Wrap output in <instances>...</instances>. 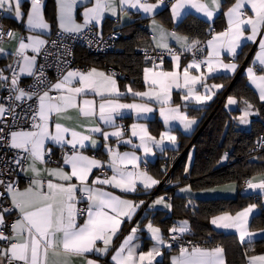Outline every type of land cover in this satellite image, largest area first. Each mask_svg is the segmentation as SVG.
I'll use <instances>...</instances> for the list:
<instances>
[{"label":"snow or ice","instance_id":"6c2138e0","mask_svg":"<svg viewBox=\"0 0 264 264\" xmlns=\"http://www.w3.org/2000/svg\"><path fill=\"white\" fill-rule=\"evenodd\" d=\"M24 0H0V12L12 15L13 18L27 19L26 27L29 32L41 30V34L20 35L18 47L12 55L16 58L13 64L0 68V89L7 90L8 95L0 98V148L14 151L11 161L22 171L30 174L28 185L22 190L15 181L5 184L0 180V186L11 201L10 208H0V242L6 247H0V264H72L76 258L84 259L85 264H99L97 260L88 259V254H99L109 257L113 264H159L157 257L162 256L161 246L166 241L161 229L149 222L146 228L153 245L148 251L141 250L138 232L141 231L139 222L131 227L118 247H114V240L122 231V225L131 221L144 201L139 203L124 199L113 191L103 186L119 189L123 193H135L142 186L147 191L159 184L147 171L140 169V157L136 152H120L106 145L108 153L107 164L84 155L80 149L90 142L93 146L97 141L93 133H100L104 140L116 137L117 143L132 144L134 148H143L145 153L152 152V145L160 147L165 141L175 142L176 137L165 131L160 139L152 136L146 125L133 123L130 126L131 137H138L139 144H133L131 138L123 140L125 129L117 125L118 117L123 118L125 110L135 113L137 118H143L152 113L154 108L150 105L158 103L159 114L165 124L179 121L185 129L196 123L195 118H190L182 111L181 105L172 106V90L185 89L182 100L194 101L202 105L212 100L215 92L223 85L209 86L206 80L211 74L220 70L235 72L236 63H224L221 59L222 52H228L233 57L244 46V41L258 43L259 51L255 55L254 63H258L259 70L264 71V0H233L227 11L226 27L211 35L206 41V46L201 47V41L169 32L162 25L153 23V39L156 48L168 53L173 61L172 70H164L163 57L157 60L146 57L152 64L145 67L144 81L147 86L145 91H133L127 88V93L140 98L141 102L122 103L121 93L115 74H108L96 68L81 70H68L60 75L53 83L45 73L46 65H38V56L45 59L52 56L46 49L51 43L59 49L62 45L58 42L64 33L79 34L84 29L99 26L105 14L117 15L123 13L127 16L128 9L151 14L158 9L164 0L149 3L148 0H88L91 6L83 8V22L78 23L74 13L84 0H57L58 4V40L49 41L42 39L41 35L50 31V24L43 14V0H28L29 10L22 11ZM224 0H174L171 3V13L175 20H180L185 15V10L194 9L195 12L211 19L222 10ZM249 11L252 13L249 15ZM247 33V35H246ZM7 35L17 39V34L9 29L4 30L0 25V40ZM169 39L175 40L181 47V52H176L169 46ZM31 49L33 55L28 54ZM7 50L0 47V54ZM191 52L193 59L181 67V55ZM206 52L201 59L198 53ZM67 54L64 48L62 55ZM55 66L67 65L61 56H54ZM206 68V72L202 71ZM8 75H5V72ZM247 76L259 92V99L264 101V75H257L253 67L247 68ZM196 74H193V73ZM33 78V84L28 89L21 87V77ZM197 86L204 88V94L197 90ZM52 93H56L53 95ZM89 94L96 99H87ZM28 101H35V106ZM20 102V103H18ZM236 98L229 96L227 105L237 104ZM245 107L242 114L237 117L241 124H248V117L253 114V106L243 102ZM19 109V111H18ZM70 111H75L78 116L86 121L99 120L104 125L114 128V131H103L99 126L88 127L77 125L68 127L62 120H71ZM82 128L83 131L77 130ZM87 133V134H86ZM70 149L65 152L62 164L58 168H47L46 157L51 156L48 144ZM28 162V167H22L23 162ZM107 167L111 175L100 176L89 182V177L94 169ZM67 168L68 170H65ZM258 179V182H254ZM75 180V183L73 181ZM247 190L259 191L264 194V176L253 177L246 181ZM189 189H181L187 191ZM84 204L85 207H79ZM164 205V197H159L153 204ZM256 204H249L235 214L224 212L211 219L217 229L225 232L234 230L238 233L241 243H251L253 238H264V230L259 233L249 230V221L254 217ZM15 211L17 217L10 225L5 220L6 214ZM82 221V222H81ZM8 228V234L4 229ZM190 231L187 221L179 226L169 229L173 233L172 239L179 240L182 235ZM167 247H172L167 244ZM248 264H264V254L247 257ZM170 264H226L224 248H205L188 243L180 246L177 253L170 258Z\"/></svg>","mask_w":264,"mask_h":264},{"label":"trees","instance_id":"16d2710c","mask_svg":"<svg viewBox=\"0 0 264 264\" xmlns=\"http://www.w3.org/2000/svg\"><path fill=\"white\" fill-rule=\"evenodd\" d=\"M232 1L227 0L226 4ZM162 5L163 9L160 12L162 18L169 20L164 13L169 10L170 3ZM48 12L55 32L58 29L56 16L51 11ZM224 19L223 12L213 23L194 14H188L175 27L190 39L205 43L212 34L225 28ZM170 25L173 23L170 22ZM112 29H120L123 33L116 43V47L121 50L119 53L91 55L80 46L77 49V61L85 66L90 65L88 61L90 59L114 63L125 70L137 86L142 85L143 69L152 65L137 52L141 47H153L147 19L136 16L132 23L123 26H116L114 21L108 20L104 33ZM242 54L244 62L249 53L244 51ZM245 80V73L242 72L231 86L229 93L236 96L240 103L243 104L246 100L254 106L256 114L250 129L240 127L237 117L242 111L241 108L230 111L226 108V101L219 103L221 98H218L210 106L202 109L191 108L193 114L201 116L199 134L186 138L182 142L180 153L174 151L173 155L160 156L150 166L162 181L158 194L167 196L172 203V211L169 214H165L166 211H159L162 214H156L154 222L163 228L168 238L169 229L178 226L180 219L187 218L192 229L184 234L208 238L211 245L222 244L226 250L228 264H245L248 256L263 253L264 238L252 240L251 243H241L237 234L215 230L210 219L222 212L235 213L243 209L255 199L254 193L249 195L247 191L240 189L235 197L203 199L182 196L178 191L186 186L200 190L228 182H238L241 187L244 180H249L256 173L264 172V149L252 151L258 135L264 132V101L259 99L257 92ZM194 137V160L188 174L186 171L188 152L182 155L181 153ZM164 164L167 165L165 170L162 169ZM251 229L254 231L264 229V206L252 219ZM172 245L177 249L173 243Z\"/></svg>","mask_w":264,"mask_h":264},{"label":"crops","instance_id":"0c3cea01","mask_svg":"<svg viewBox=\"0 0 264 264\" xmlns=\"http://www.w3.org/2000/svg\"><path fill=\"white\" fill-rule=\"evenodd\" d=\"M226 1L227 0H224V2L222 4V10L217 12V14L211 19L203 16V14L195 12L194 9H187V10H185V15L182 19L175 20L172 16V13H171V3H173L174 0H171L169 10L165 11V13H164L166 15V17L169 18V20H164V18H162V13H160V12L163 9V5H161L158 9H156L151 14H144L143 12H137L136 9H128L129 14L127 16H125L123 13H118L117 15L105 14L104 18L102 19L100 25L97 26V28L101 33H104L106 22L108 20L114 21L116 26L117 25L123 26V25H128V24L132 23L136 16H141V17L147 19V23H148V26H149L150 31H151L150 40H151L153 47H156L155 41L153 39L154 34H153V27H152L154 22L158 25H162L169 32L174 31V32H177L179 35L189 37L188 35L178 31L176 29L175 25L177 23H179L181 20H183L188 14H194L196 16H199V17L213 23L216 21L218 15L222 12L223 13L226 12L227 8L230 7L232 2H233L232 1V2L226 4ZM148 2L149 3H157V0H148ZM43 5H44L43 14H44L45 20L50 24L51 28H50L49 32L43 33L41 35V38L48 40L50 35L54 32V26L52 25L53 23L51 21V17H50L48 10L51 11V13H54V15L56 16V18H55L56 24H57L56 26L58 28V19H57L58 4H57V0H43ZM85 6H89V7L91 6V4L88 3V0H84L83 5L78 6L76 12L74 13L78 23L83 22L82 12H83V8ZM29 7H30V5L28 3V0H24V2L22 3V11L26 13L29 10ZM248 14L251 15L252 13L249 11ZM224 18H225L224 20L226 23V17L224 16ZM1 21H6V22L10 23V25L13 27V31L17 34V39L10 38V40H8V41L0 40V47H3L7 50L4 54H0V63H1L0 68H4L6 65L11 63V58L13 56L12 53L18 47V37L20 35L27 36V35H31V34H41V30L37 29V30H34V32H29L27 27H26V23H27L26 16L22 20H18V19L13 18L12 15H9V14L4 13V12H0V22ZM170 22H172L173 25H170ZM217 32H219V31H217ZM246 35H247V33H246ZM168 43H169L170 47H176V48L181 49L180 45L175 40L169 39ZM205 46H206V42H205ZM28 50L32 52L31 49H28ZM244 51L245 52L248 51L249 54H248V57L246 58V60L243 62V56L244 55L242 53ZM257 51H259L258 43H253L250 41H244V46L238 50V54L235 57H233L228 52H222L221 59L224 61V63H236L238 65V67H237L235 72L225 71L222 69L219 72L211 74L208 77V79L206 80V83L209 86L223 85V88H221L219 90L213 89V91L215 92V95H213L212 100L207 101L202 105H197L194 101H189V102H187V106L185 107L184 105L186 104V102L182 100V96L185 94L186 90L173 88V90H172V106L181 105L182 111L186 112L190 118L196 119V123L193 124L188 129H185L183 127V125L179 123V121H172L168 124H165L163 117H161L159 114L160 105L158 103H152L150 106L154 108V111L152 113L147 114L143 118H137L134 112L125 110L123 118L118 117L116 120V124L123 126V128L125 129V134H124L122 139L127 140V139L131 138L133 141V144H135V145H138L140 142H139L138 137H131L130 126L133 123H139V124L146 125L149 133L152 136L156 137L157 140L160 139L161 133L167 131L171 135H174L176 137V140L174 143L169 142V141H165L160 147H156L155 145H152V149H153L152 152L151 153H145L143 151V148H134L132 144H126V143H119L118 144L116 137H109V139L107 141H105L103 136L100 133H93L92 134L93 139H95L97 141L96 145L93 146L90 142H86V146L84 148L80 149V151H82L84 155H87L89 157H94L95 159L100 160V161L104 162L105 164H107V161L109 159L108 153L106 150V145L108 147L113 148V149L118 148L120 152H133L134 151V152H136L137 156L140 157V169L143 171H147L149 175H151L153 178L160 181L159 184H157L153 188L149 189L146 194L142 190V186H138L140 188V190H138L135 193H123L119 189H113L110 186H103L107 190L113 191L116 195H120L124 199H129V200H132V201L137 202V203H139V201H141V200L144 201V204L139 209H137V212L133 216L132 220L127 221V222H125L124 225H122V231L120 232L119 236L114 240V247H118L119 244L121 243V241L123 240V238L126 235H128L130 228L136 226V223L139 222L141 231L138 232V234H137L139 237V240L137 242L140 244L141 250L148 251L149 248L153 245L154 241L151 240L150 235L148 234V232L144 226L147 225L149 222H152V224L155 227H158L161 229V232H162V234L165 238V241H166L165 245L161 246V251L163 254H162V256L157 257V261L159 262V264H170V258L173 255H175L178 250L175 249L174 246L172 245V242H170L168 240L166 234L164 233L163 228L159 224L154 222V216L156 214L161 215L162 213L159 211H166L165 214H169L172 211V203L167 198V196L158 194V188L162 185V181L150 169V166H152V163L156 162V160L160 156L173 155V154H175V153H173L174 151H176V152L178 151V153H180L179 150L181 148L182 142H184L185 139L190 137V136H193V135L197 136L199 134V131H200L199 126H200L201 116L193 114L191 108L202 109L204 107L210 106L216 99L221 98L219 103H221L223 100H225L226 101V104H225L226 108L230 111L236 110L238 108H241V110L244 109V107H245L244 103L243 104L240 103V101L238 100V98L236 96L231 95L229 93L231 86L235 83L236 79L239 77V75L242 72L245 73L246 83L249 86H251L257 92V94L259 96V92L256 89L255 85H253L250 82V80L248 79L247 71H246L247 68L251 66L257 70V73H256L257 75H264V71L259 70L260 66L258 65V63H254L255 55H256ZM192 59H193V57H191V56H187V57L181 56V61H180L181 67L187 65ZM88 61L90 63L89 67L84 68V69H80L81 71H87L88 69L96 68L100 71H104L105 73H107L105 71V66H104L105 62L103 60H101V59H90ZM151 66H148V67H151ZM172 67H173V61L171 60V58L164 60V65H163L164 70H172ZM201 70L206 72V68H202ZM66 72L64 74H66ZM193 74H196V73L194 72ZM143 77H144V72H143ZM115 80L117 82V86H118L120 92L125 94L124 96H122L120 98L122 103H132L134 101L135 102H141L140 98L133 97L130 93H127V88L131 87L133 89V91H145V90H147V86L145 84L144 78H142L143 83L140 86H137L134 83V81L130 78H124V79H116L115 78ZM227 86H228V88H226ZM197 90L201 94H204V91H205L204 88L197 86ZM229 96L236 98L238 103L234 104V105H227V99ZM0 98H2V89H0ZM84 98L96 99L97 101H99V97H94L91 94H89L87 97H84ZM254 110L255 109L253 106V108H252L253 114L248 117V119H249L248 124H241L238 120V122L240 123V127L245 128V129H250L251 124H252V119L254 117V114H256ZM241 114H242V111L239 114V116ZM69 115L72 117L71 120L60 121L61 123H64L68 127H76L77 125L82 124V125H86L88 127L99 126L102 128L103 131H107V132L114 131V128L109 127L107 125H104L103 122H101L99 120L86 121V120L81 119L75 111H70ZM126 127H128V129H126ZM77 130L83 131L82 128H78ZM194 139H195V137L193 138V140L191 142H189V144L185 148L184 152L181 153V155H182V154L188 152V162H187V167H186V171L188 174H190V171H191V168L193 165V160H194V144H193ZM48 147L51 149V154H53V156H55L56 162H48L45 166L47 168H58V167H60V165L63 162L62 158H63L65 152L69 151L70 146L62 148L58 145H54L52 143H49ZM62 151H64V152L62 153ZM46 159H47V157H46ZM224 160H226V157L224 158ZM166 166H167L166 164L162 165V169L165 170ZM27 167H28V162H26V164L24 165L23 168L26 169ZM103 168H107V167H103ZM100 169H94L93 170V174L89 177V182H91V180L95 179V177H97V176H100L101 178H103L105 176L104 174H102L100 172ZM65 170H68V169L65 168ZM108 170H109L108 175H111L110 169H108ZM261 176H264V172L256 173L250 179H252L253 177L259 178ZM30 179H31V176L29 173H27L26 171H21L16 184L22 190L23 188H25L28 185ZM254 182H258V179ZM73 183H75V180L73 181ZM181 189H189V190L182 192ZM181 189H179L178 194H180L182 196L191 197V198H203V199L206 198L207 199V198H218V197H235L240 192L241 187H240L238 182H228V183L217 185V186H214L211 188L200 189V190L193 189V188H191V186H186V187H183ZM246 193H248L249 195L254 193V194H257L258 196H260V198H255L250 203V204H256L257 205V209H256V212L254 215V216H256L261 212L262 207L264 206V194H261L259 191H253V190H247ZM159 197H164L166 203L171 204V208H167L162 204L161 205H154V206L150 207V205L153 204V201H155ZM8 200L10 201L9 197H8ZM259 203H262V204H259ZM79 207H80V205H79ZM223 213L224 212L217 214V215H214L213 217L221 215ZM229 213L235 214L232 212H229ZM10 217H13L15 220L17 217V213L14 212L13 214L12 213L6 214L5 220H7ZM213 217H211V219ZM253 218L254 217L250 218L249 230L252 232H256V233H259L262 230H264V229H262V230L254 231L251 229V221ZM211 219H210V221H211ZM183 221H187L189 228L192 229L187 218L180 219L178 221L177 225L179 226V224ZM212 226L215 228V230L225 232L224 230L217 229L216 226L213 224H212ZM226 233H235V231L231 230V231H227ZM235 234L238 235V233H235ZM260 238H262V237L256 236L253 238V240L260 239ZM167 244H171L172 247H167ZM217 246H221L224 248V246H222V244H214V245H209V246H204V247L205 248H215ZM0 247H6V245H4L3 242H0ZM259 254H264V252L259 253ZM259 254H256V255H259ZM110 255H111V253L109 254V257H101L99 254H88L87 258L92 259V260H97L99 262V264H113V262L110 261ZM224 255H225L226 264H228V259H227V254H226L225 248H224ZM72 264H85V261H84V259L76 258L72 261ZM245 264H248V260H246Z\"/></svg>","mask_w":264,"mask_h":264},{"label":"built area","instance_id":"2783aa9c","mask_svg":"<svg viewBox=\"0 0 264 264\" xmlns=\"http://www.w3.org/2000/svg\"><path fill=\"white\" fill-rule=\"evenodd\" d=\"M164 3H171V0H164ZM0 25H2L4 30H13V27L4 22L1 21ZM58 31L57 29L55 32H53L50 37L48 38L49 41H56L58 40ZM122 31L120 29H112L108 32L101 33L97 26L96 27H90L88 29H84L81 33L79 34H74V33H64L62 38L59 39V43L62 45L61 48L56 49L53 47L51 43L47 44L45 47L48 50L49 53H52V56H49L47 59L43 55L38 56V65H46L45 67V73L47 75V78L52 81L53 83L56 81V79L64 74L68 70H80L84 68H88L89 66H85L80 64L77 61V49L78 47H84L87 52L91 55H108L111 53H119L118 47H116L117 41L121 38L122 36ZM10 38L5 35L2 39V41H8ZM67 48V54L62 55L64 52V48ZM201 47H205V43H201ZM174 49L176 52H181L182 50L176 47H171ZM29 55H33L34 53L27 50ZM137 52L141 54L145 59L146 57H151L154 60H157L159 57H163L164 60H167L168 58H171L170 55H168L167 52L156 48V47H141L137 49ZM206 55V52L198 53L196 58L201 59L203 56ZM54 56H61L62 60H66L68 63L67 65L61 64L60 67L55 66V60ZM181 56L187 57L191 56L193 57V54L191 52L188 53H183ZM16 58L12 56L11 58V63L13 64V61ZM147 60V59H146ZM149 61V60H148ZM1 66V63H0ZM14 67H17L16 65L13 64ZM105 71L108 74H115L116 79H121V78H129V74L123 70L121 67L117 66L114 63H108L105 61ZM18 70V67H17ZM9 73L6 71L5 75H8ZM33 84V78L27 77V76H22L21 77V87L25 88L26 90L28 89L29 85ZM55 95L56 93H52ZM8 95L7 90L2 89V98L6 97ZM20 103V102H18ZM27 103L33 104L35 106V101H28ZM19 111V109H18ZM128 129V127H126ZM264 149V132H261L254 144L253 150H262ZM64 151H62L63 153ZM15 155L14 151H7L6 149L0 148V180H3L5 184L10 183L12 181L17 182L19 174L21 173V168L17 167L14 163L11 161L13 160V157ZM48 162H56L55 156L51 154L50 157H47ZM27 161L23 162L22 167L26 164ZM100 172L104 175L109 174V170L107 168H101ZM246 181L244 180L241 185V189L243 191H247L246 187ZM4 191V186H0V192ZM254 198H260L257 194H253ZM11 207V202L8 200V195L5 193L3 196H0V208H10ZM80 207H85L84 204H80ZM15 211L11 212L12 214ZM14 220L13 217H10L6 220L7 224L10 225L12 221ZM5 234H8L9 229L5 228L4 229ZM174 234L170 233L168 236V240L172 242L177 249H179L180 246H188V243L191 242L192 244L199 245L201 247L204 246H209L210 241L208 238H202V237H192V236H187L185 234L182 235V238L179 240H174L172 239V236Z\"/></svg>","mask_w":264,"mask_h":264}]
</instances>
